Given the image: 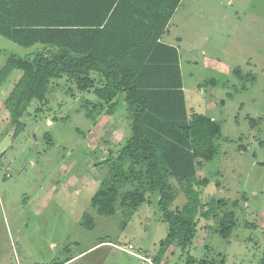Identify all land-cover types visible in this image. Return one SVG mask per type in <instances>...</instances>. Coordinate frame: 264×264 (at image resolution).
I'll use <instances>...</instances> for the list:
<instances>
[{
	"label": "rangeland",
	"instance_id": "obj_1",
	"mask_svg": "<svg viewBox=\"0 0 264 264\" xmlns=\"http://www.w3.org/2000/svg\"><path fill=\"white\" fill-rule=\"evenodd\" d=\"M187 2L194 17L199 6L203 11L197 18L191 11L175 14L170 36L181 37L176 45L188 112L213 116L221 127L216 155L196 171L208 180L200 202L221 199L219 211L210 219L196 215L187 248L173 243L163 255L168 226L157 190L136 209L121 205L112 215L98 214L90 199L107 173L98 162L116 144L113 124L125 103L111 115L100 113L102 102L92 91L79 93L65 76L53 78L46 100L31 101L14 133L2 104L21 75L14 69L0 86V264L264 260V0ZM0 49V67L7 51H28L1 35ZM169 182L170 207L180 208L186 198L174 178ZM225 210L235 212L228 238L215 231ZM128 244L136 254L123 249Z\"/></svg>",
	"mask_w": 264,
	"mask_h": 264
},
{
	"label": "trees",
	"instance_id": "obj_2",
	"mask_svg": "<svg viewBox=\"0 0 264 264\" xmlns=\"http://www.w3.org/2000/svg\"><path fill=\"white\" fill-rule=\"evenodd\" d=\"M180 1L0 0V35L28 50L7 51L0 67V86L12 70L21 71L2 100L14 133L23 128L20 118L31 101L46 100L53 78L65 76L79 93L92 91L102 102L100 113L111 115L124 102L127 135L118 153L98 162L107 173L90 204L108 216L121 205L136 209L157 190L168 226L162 255L173 243L186 249L196 232V215L210 219L222 205L214 198L200 202V188L208 180L196 176L197 167L217 153L220 124L188 112L178 51L160 40ZM169 178L186 198L180 208L170 207L175 193ZM234 226L235 212L225 210L215 231L228 238ZM186 263L224 264V258L216 263L189 256Z\"/></svg>",
	"mask_w": 264,
	"mask_h": 264
},
{
	"label": "crops",
	"instance_id": "obj_3",
	"mask_svg": "<svg viewBox=\"0 0 264 264\" xmlns=\"http://www.w3.org/2000/svg\"><path fill=\"white\" fill-rule=\"evenodd\" d=\"M185 1H187V0H181V1H180L179 5H178L177 8L175 9V11H174V13H173V15H172V17H171V19H170V21H169L168 27L165 29V32L162 34V36H161V38H160V40H161L162 42L174 46V47L177 49V51H178V48H177V45H176V44L179 43V42H181V37H179V36H170V34H171V29H173V28H171L172 21H173V19H174V17H175V14H178V13H184L185 11H191V10H190V7L192 6L193 9H194V7H195L193 4L188 3V2L185 4ZM199 10L203 11V6H202V8H200V6H199V8L197 9V11H196V13H197L196 17H194V15H193V11H191L192 16H193L194 18H197V17H198ZM200 13H201V12H200ZM188 14H189V13H188ZM178 53H179V51H178ZM5 59H6V58H5ZM180 60H181V58H180V56H179V65L181 64V63H180ZM4 61H5V60H4ZM2 65H3V64H2ZM183 90H184V89H183ZM126 116H127V114H126V110H123V112L121 113L120 118L118 119L119 121H117L118 124H116V125L113 124V125L115 126V130L112 131L111 138H112V140H114V141L116 140V144L112 146V147H114V148L109 149V151H108V155L118 153V150L120 149L121 145L123 144V140H124L125 136L127 135L128 124H129V121H128V119H127ZM211 117H213V116H211ZM215 120H216V119H215ZM116 129H117V130H116ZM113 133H114V134H113ZM114 141H112V142H114ZM105 158H106V157H103V158H101L99 161H102V160H104ZM171 245H172V244H171ZM80 254H81V253H80Z\"/></svg>",
	"mask_w": 264,
	"mask_h": 264
},
{
	"label": "built area",
	"instance_id": "obj_4",
	"mask_svg": "<svg viewBox=\"0 0 264 264\" xmlns=\"http://www.w3.org/2000/svg\"><path fill=\"white\" fill-rule=\"evenodd\" d=\"M123 249H124L125 251H127L128 253H130V252L135 253V252L133 251V246H132L131 244H128L126 247H123ZM135 254H136V253H135ZM135 254H133V255H135ZM143 264H153V263L151 262L150 259H145L144 262H143Z\"/></svg>",
	"mask_w": 264,
	"mask_h": 264
}]
</instances>
